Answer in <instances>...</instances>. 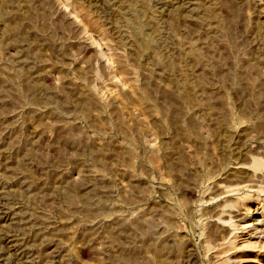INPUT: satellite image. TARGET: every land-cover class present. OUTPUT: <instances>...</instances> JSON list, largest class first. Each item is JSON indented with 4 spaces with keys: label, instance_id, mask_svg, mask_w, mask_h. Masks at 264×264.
<instances>
[{
    "label": "rangeland",
    "instance_id": "374dc122",
    "mask_svg": "<svg viewBox=\"0 0 264 264\" xmlns=\"http://www.w3.org/2000/svg\"><path fill=\"white\" fill-rule=\"evenodd\" d=\"M0 264H264V0H0Z\"/></svg>",
    "mask_w": 264,
    "mask_h": 264
}]
</instances>
